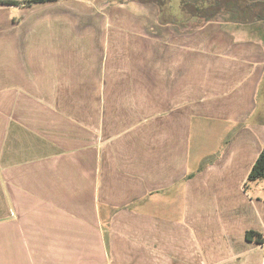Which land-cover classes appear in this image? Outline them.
<instances>
[{"label":"crops","instance_id":"obj_1","mask_svg":"<svg viewBox=\"0 0 264 264\" xmlns=\"http://www.w3.org/2000/svg\"><path fill=\"white\" fill-rule=\"evenodd\" d=\"M44 4L51 31L0 34V264H264V22L57 0L0 24Z\"/></svg>","mask_w":264,"mask_h":264},{"label":"trees","instance_id":"obj_2","mask_svg":"<svg viewBox=\"0 0 264 264\" xmlns=\"http://www.w3.org/2000/svg\"><path fill=\"white\" fill-rule=\"evenodd\" d=\"M57 0H0L3 5L26 6L35 3L52 2ZM141 5H151L157 9V22L163 24H175L179 21H190L193 19L208 22L214 20L224 10L234 8L239 11L252 10L255 18L264 22V0H206L189 2L180 0L179 4L175 0H133ZM264 179V147L257 156L248 174L247 181L253 182ZM247 240H254L259 245L264 244L263 235L255 231H247Z\"/></svg>","mask_w":264,"mask_h":264},{"label":"rangeland","instance_id":"obj_3","mask_svg":"<svg viewBox=\"0 0 264 264\" xmlns=\"http://www.w3.org/2000/svg\"><path fill=\"white\" fill-rule=\"evenodd\" d=\"M197 1H200V0H189V2H192V3L197 2ZM201 1L200 2L203 3L206 0H201ZM175 3L179 4L180 0H175ZM52 5H55V4H44L38 7H32V8L30 7V8H23V9L12 8L11 10L13 11L11 12L12 25L0 24V34H3L5 32L6 34L10 35L11 38H14V36L20 37V39H23L22 41H24V39H29L30 41H33L36 38H39L43 32L51 31L52 25H46V24L42 25V24L37 23L35 21V16L39 13H42L44 15H50L53 9ZM148 6H149V9L147 10L146 14L149 17H153V16L155 17L156 14L152 10V9H155V7L151 6L152 8H150V5ZM99 9L101 8L99 7ZM77 10H80V9L77 8ZM230 15H231V11L229 9H226L220 14L219 17L221 19H227ZM0 21L1 23L3 21L2 14L0 15ZM198 23H202L201 20ZM198 25H187V26L185 25V26L187 29L190 30ZM223 27L224 29H227L229 26L223 25Z\"/></svg>","mask_w":264,"mask_h":264}]
</instances>
